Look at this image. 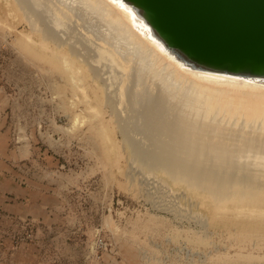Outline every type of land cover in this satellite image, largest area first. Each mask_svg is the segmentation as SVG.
<instances>
[{
    "label": "rangeland",
    "instance_id": "obj_1",
    "mask_svg": "<svg viewBox=\"0 0 264 264\" xmlns=\"http://www.w3.org/2000/svg\"><path fill=\"white\" fill-rule=\"evenodd\" d=\"M47 17L0 0V171L37 201V215L14 232L0 226V264H264V175L205 173L133 152L88 49Z\"/></svg>",
    "mask_w": 264,
    "mask_h": 264
},
{
    "label": "bare ground",
    "instance_id": "obj_2",
    "mask_svg": "<svg viewBox=\"0 0 264 264\" xmlns=\"http://www.w3.org/2000/svg\"><path fill=\"white\" fill-rule=\"evenodd\" d=\"M24 1L86 46L133 152L150 163L175 162L205 173L264 175V66L229 70L182 49L152 23L139 0ZM163 178L158 176L160 185L169 188ZM157 205L181 212L176 204ZM188 213L207 223L199 212Z\"/></svg>",
    "mask_w": 264,
    "mask_h": 264
},
{
    "label": "water",
    "instance_id": "obj_3",
    "mask_svg": "<svg viewBox=\"0 0 264 264\" xmlns=\"http://www.w3.org/2000/svg\"><path fill=\"white\" fill-rule=\"evenodd\" d=\"M172 43L229 70L264 66V0H139Z\"/></svg>",
    "mask_w": 264,
    "mask_h": 264
},
{
    "label": "crops",
    "instance_id": "obj_4",
    "mask_svg": "<svg viewBox=\"0 0 264 264\" xmlns=\"http://www.w3.org/2000/svg\"><path fill=\"white\" fill-rule=\"evenodd\" d=\"M5 139V133L0 131V158L6 154ZM10 151L12 154L13 151ZM0 163L5 166L6 161L2 158ZM0 174L5 175V181H0V226L3 232L10 234L20 222L37 215V201L26 184L14 183L6 177V172L0 171Z\"/></svg>",
    "mask_w": 264,
    "mask_h": 264
}]
</instances>
